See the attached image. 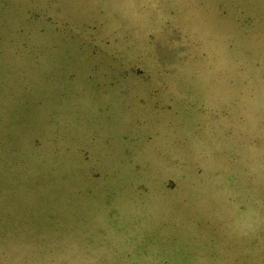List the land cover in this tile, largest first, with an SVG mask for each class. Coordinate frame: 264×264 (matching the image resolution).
<instances>
[{
	"label": "rangeland",
	"instance_id": "obj_1",
	"mask_svg": "<svg viewBox=\"0 0 264 264\" xmlns=\"http://www.w3.org/2000/svg\"><path fill=\"white\" fill-rule=\"evenodd\" d=\"M0 264H264V0H0Z\"/></svg>",
	"mask_w": 264,
	"mask_h": 264
}]
</instances>
